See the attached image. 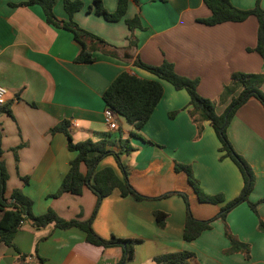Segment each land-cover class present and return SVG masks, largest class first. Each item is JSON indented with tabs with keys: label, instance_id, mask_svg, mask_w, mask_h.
Returning a JSON list of instances; mask_svg holds the SVG:
<instances>
[{
	"label": "crops",
	"instance_id": "crops-1",
	"mask_svg": "<svg viewBox=\"0 0 264 264\" xmlns=\"http://www.w3.org/2000/svg\"><path fill=\"white\" fill-rule=\"evenodd\" d=\"M21 1L0 0V85L12 114L0 112L1 159L8 173L5 195L20 189L32 200L34 215L51 208L64 219L90 217L96 196L88 188L80 195L53 196L75 154L67 149L63 132L49 129L66 120L74 142L105 138L107 147L119 153L132 187L149 197L136 201L114 188L101 200L92 220V229L103 238L140 240L125 264H155V255L181 250L192 253L190 264H264V232L258 229V219L264 222V201L257 203L256 213L241 202L226 215L230 232L249 244L247 259L239 252H225L229 241L219 219L194 240L182 238L185 205L175 192L187 194L196 219L214 216L221 203L200 202L187 175L175 170L176 163L188 164L202 190L222 194L225 202L235 198L243 185L237 166L228 157L220 158V143L209 123L201 122L198 131L192 122L187 92L160 80L162 96L138 130L116 114L117 128L110 130L102 99L122 71L155 78L134 66L137 57L149 65L172 62L177 74L198 78V94L209 99H217L233 71L264 74V58L247 49L256 43V17L205 25L197 20L210 15L203 0H128L125 17L137 14L145 27L131 32L124 19L107 21L88 9L93 0H82L83 7L72 19L118 49L117 55L94 50L91 62H81L75 60L81 45L73 33L48 24L38 5H18ZM230 1L242 9L255 4V0ZM101 2L108 12L115 9L116 0ZM260 5L264 10V0ZM53 12L58 19L68 18L62 0H56ZM131 33L136 38L133 49L128 48ZM225 106L217 105L216 112L222 113ZM227 136L253 171L248 200L257 202L264 196V108L257 99L250 98L237 109ZM106 166L121 175L112 155L104 156L97 168ZM80 171L86 172L84 164ZM168 192L173 193L159 197ZM155 211L166 214L162 227L156 223ZM13 242L15 248L0 242V264H118L122 256L120 247L87 243L76 227L49 224L34 229L24 222Z\"/></svg>",
	"mask_w": 264,
	"mask_h": 264
},
{
	"label": "trees",
	"instance_id": "trees-1",
	"mask_svg": "<svg viewBox=\"0 0 264 264\" xmlns=\"http://www.w3.org/2000/svg\"><path fill=\"white\" fill-rule=\"evenodd\" d=\"M260 1L255 0L252 8L242 9L233 5L230 0H203L206 7L210 10V15L197 20L205 25H215L226 21H242L249 15H254L257 19L256 43L254 47L247 49L255 51L264 58V10L260 5ZM55 3L56 0H24L17 4L24 6L38 5L48 24L71 31L74 39L81 45V50L75 58L76 61L91 62L94 58L91 52L94 50H99L109 55H117V47L81 28L72 19L73 13L83 7L82 0H62L63 8L68 14V18L65 20L58 19L54 14L53 8ZM127 6L128 0H116L115 9L112 12H108L102 5L101 0H93L88 9L102 16L107 21L112 22L124 19L131 32L134 29L143 30L145 27L142 25L137 14L131 18L125 17ZM135 47L136 38L131 33L128 38V48L133 49ZM133 64L149 72L155 78H142L126 71L120 72L102 93L106 109L116 115L122 116L126 122L138 130L149 118L162 96L163 86L160 80L170 83L175 89H184L189 98L188 112L192 122L196 124L198 131L201 129V122L207 121L209 123L220 143L218 148L219 152H221L220 158L228 157L237 166L242 176L243 185L241 191L235 198L225 202L222 194L211 195L202 190L188 164H175L176 171H183L187 175L188 182L200 202L221 203L219 212L214 216L207 219H196L191 212L187 194L175 192L183 198L185 205L182 230L183 240L187 242L194 240L204 230L211 228L215 220L219 219L223 222L224 236L229 241V248L225 252H239L246 259L249 258V244L234 237L225 223V219L227 213L241 202H246L252 211L256 213V205L258 202L264 201V196L257 202H250L248 200V194L254 185V174L244 157L233 149L227 136V126L237 109L250 98L257 99L264 108V74L233 71L230 73L228 82L223 84L217 99H209L198 94L196 89L198 78H189L177 74L173 63L168 60H163L158 65H149L137 57ZM222 104H226L223 112L217 113L216 106ZM0 112H5L12 116L10 103L6 102L0 105ZM67 125V121L63 120L49 129L50 133L63 132L68 138L67 149L75 154L70 159L67 172L53 196H57L63 192L80 195L83 188L86 187L96 196L92 214L85 220L78 218L64 219L58 216L53 209L48 208L44 213L34 215L31 212L32 200L20 189H13L10 195L6 196L5 183L8 173L1 159L0 129V242H3L8 247L15 248L13 242L14 236L24 222H28L34 229H40L49 224L60 229L76 227L84 232L87 243L104 248L120 247L122 256L118 264H125L132 260L134 247L140 240L136 238H121L114 235L103 238L92 229V220L101 200L109 195L114 188L119 191L120 196H130L136 201L148 199L149 197L141 195L132 187L128 180L125 166L120 161L119 153L107 147L105 138L97 141L85 139L74 142L68 133ZM107 155L114 157L121 171L120 176L109 166L97 168L99 161ZM81 164H84L86 167L85 173L80 171ZM172 193H164L159 197H167ZM153 214L157 225L162 227L166 214L161 211H155ZM258 229L264 232V222L261 219H258ZM191 256V252L181 250L155 255L153 261L155 264H190L189 259Z\"/></svg>",
	"mask_w": 264,
	"mask_h": 264
},
{
	"label": "built area",
	"instance_id": "built-area-1",
	"mask_svg": "<svg viewBox=\"0 0 264 264\" xmlns=\"http://www.w3.org/2000/svg\"><path fill=\"white\" fill-rule=\"evenodd\" d=\"M5 94V88L0 85V105L5 103ZM105 120L110 130H114L117 128L116 116L112 111L108 109L105 110Z\"/></svg>",
	"mask_w": 264,
	"mask_h": 264
}]
</instances>
